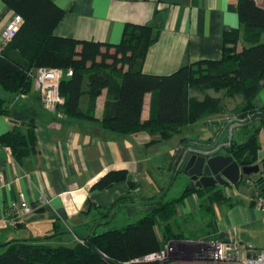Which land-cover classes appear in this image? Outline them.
Masks as SVG:
<instances>
[{"label": "crops", "instance_id": "crops-1", "mask_svg": "<svg viewBox=\"0 0 264 264\" xmlns=\"http://www.w3.org/2000/svg\"><path fill=\"white\" fill-rule=\"evenodd\" d=\"M53 1L63 10L54 29L59 36L117 44L128 24L154 26L156 37L145 53L142 71L156 75L170 74L196 61L220 59L223 32L241 26L237 0ZM12 14L0 0V31ZM37 96L33 91L17 101L13 97L11 102L13 117L20 116L21 104L35 114L36 153L17 161L0 144V243L41 237L52 245H72L78 234L133 222L147 211L145 199L161 196L170 200L168 193L176 180L184 188L189 185L180 170L175 176L169 170L181 138L188 140V148L208 145L221 134L226 141L239 134L238 130L234 134L231 130L216 133L217 127L206 123L187 127L169 139L147 131L118 135L100 126L105 89L96 99L94 121L69 120L58 110L46 111ZM153 98L154 93L145 94L142 119L154 114ZM86 101L85 96L81 98V108ZM13 121L0 117V135L12 128ZM260 149L258 158L264 156ZM115 170H125L126 180L107 189L92 188ZM229 188V200L214 205L216 230L209 235L199 233L205 221L198 210V197L192 194L178 203L177 218L184 221H174V229L193 233L175 240L215 237L264 250V212L251 200L256 186L244 181ZM22 199L31 207L30 212L6 214L12 202ZM111 205L112 211L102 214ZM118 214L123 217L114 225ZM162 264L179 261L170 258Z\"/></svg>", "mask_w": 264, "mask_h": 264}, {"label": "trees", "instance_id": "trees-1", "mask_svg": "<svg viewBox=\"0 0 264 264\" xmlns=\"http://www.w3.org/2000/svg\"><path fill=\"white\" fill-rule=\"evenodd\" d=\"M1 2L22 19L15 36L0 53V91L9 94L6 98L0 92V117L14 120L12 128L0 135V144L15 160L21 161L37 151L32 108L27 112L21 104L20 116L15 118L11 102L18 94L27 96L34 91L31 71L39 67L72 70V75L60 80L59 93L63 100L54 110L69 120H96V99L105 89L107 98L100 126L118 135L147 131L160 139H169L191 124L217 118L225 112L222 97L240 96L241 103L232 109L230 117L235 122L238 120L241 130L251 118L257 119L259 125L242 141L230 139L226 147L239 165H251L257 160L261 148L258 132L264 127V104L255 103L264 88V0H237L241 26L223 32L220 59L186 64L167 75L142 71L145 53L156 37V29L150 24L126 25L117 44L78 40L54 34L63 10L53 0ZM204 89L222 91V96L206 94L199 98L193 94ZM149 92L154 93V114L142 119L144 96ZM83 96L87 100L85 108L80 107ZM37 98L44 108L39 95ZM226 122L214 124L218 131L226 132L232 125L231 121ZM221 139L222 134L208 145L218 144ZM187 141L181 138L169 165L174 176L179 172V159ZM191 147L199 148V145ZM124 180L125 170L109 171L92 188L107 189ZM229 186L193 189L186 186L170 200L161 196L147 198L148 209L137 220L99 232L78 234L81 241L72 245H52L41 237L9 239L0 243L3 248L0 264H135L134 260L160 250L167 241L182 237V231H176L173 222L177 219L176 205L189 195L198 197V210L205 221L199 233L215 232L213 208L229 200L224 190ZM113 208L111 205L101 212L106 214Z\"/></svg>", "mask_w": 264, "mask_h": 264}, {"label": "built area", "instance_id": "built-area-1", "mask_svg": "<svg viewBox=\"0 0 264 264\" xmlns=\"http://www.w3.org/2000/svg\"><path fill=\"white\" fill-rule=\"evenodd\" d=\"M21 24V17L12 14L0 31V53L15 36ZM65 75H72V70L63 71L57 68L39 67L31 71L33 89L40 96L45 110L54 111L56 104L62 102L59 83ZM24 97V94H18L14 100ZM223 146L218 143L204 152L214 154ZM251 200L264 212V193L255 190L251 195ZM30 211L31 207L22 199L19 202H12L7 207L6 214ZM76 241L81 240L76 238ZM170 258L176 259L179 264H264V250L252 246L243 247L235 240L222 241L215 237L195 241L169 240L160 250L146 254L133 262L135 264H162Z\"/></svg>", "mask_w": 264, "mask_h": 264}, {"label": "water", "instance_id": "water-1", "mask_svg": "<svg viewBox=\"0 0 264 264\" xmlns=\"http://www.w3.org/2000/svg\"><path fill=\"white\" fill-rule=\"evenodd\" d=\"M206 147L209 145L188 147L181 153L179 170L188 178L191 189L236 185L241 180H251L264 193V162L261 168L258 164L239 165L229 148H225L224 153L207 154Z\"/></svg>", "mask_w": 264, "mask_h": 264}, {"label": "rangeland", "instance_id": "rangeland-1", "mask_svg": "<svg viewBox=\"0 0 264 264\" xmlns=\"http://www.w3.org/2000/svg\"><path fill=\"white\" fill-rule=\"evenodd\" d=\"M2 94H4V96L6 97V98H9V94H7V93H3V91H0ZM193 94H195V95H197L199 98H202V97H204V95H206V94H208V95H211V96H219V97H221L222 96V91H215V90H213V89H204V90H199V91H196V92H193ZM84 97V96H83ZM241 97L240 96H234V97H232V98H229V97H222V101H223V103H224V106H225V112H223V113H221V115H218L217 116V118H213V117H211V118H213V119H211V118H206V119H202V120H200V123L198 124V122H196V123H194V124H191L190 126H188V128L189 127H191V126H197V128L200 126V125H202V124H206V123H210L211 125H215L214 124V122H216V123H219V124H221L222 122H224V121H227V122H230V123H232V125L229 127V130L227 131V132H230V130H231V133H236L235 131H237L238 130V132H239V134L236 136L237 138H235L234 140L235 141H242L245 137H246V135H247V133H251V132H253V130L255 129V128H257L258 127V125H259V122H258V120L256 119V120H252V118H251V121L249 122V124H248V126L245 128V126H244V130L242 129V130H240V128H238V124L240 125V123L238 122V120L236 119V122H235V118H231L230 116H233V115H231V111H232V109H234L235 107H237V106H239V104L241 103ZM255 103L257 104V105H261L262 103H264V88H262L260 91H259V93H258V95H257V97L255 98ZM231 118V119H230ZM226 122V123H227ZM247 125V124H246ZM242 127V126H241ZM216 133H218L219 131H218V129L215 131ZM246 132V133H245ZM215 133V134H216ZM230 134V133H229ZM225 139V138H224ZM224 139H221V142L220 143H222L224 146H227L228 145V141L229 140H227L226 141V139L224 140ZM258 141H259V143H260V145H261V149H260V152H261V154H264V127L262 126L261 128H260V130H259V132H258ZM189 186V185H188ZM224 188V187H223ZM184 189V186L183 185H181L180 183H179V181L178 180H176L175 182H174V184H173V186H172V188L170 189V191H169V193H168V197H167V199H172V198H174V197H177L178 195H179V193L182 191ZM224 190H225V193L227 194V195H229V193H230V188L229 187H227V188H224ZM231 194V193H230ZM123 216H122V214L120 215V214H118L117 215V218H116V220L114 221L115 223H114V225H118L117 223H119V220H120V218H122ZM195 217V216H194ZM177 220V222L179 223H183V219H182V217H179V218H177L176 219ZM119 225H121V224H119ZM123 225V224H122ZM111 228V227H113V225L112 226H107V228ZM118 227H120V226H118ZM176 231H179L178 229H176ZM189 233H193V232H189V230L188 231H184V230H182V234L185 236V237H187V236H189ZM3 250V248H1L0 247V251H2Z\"/></svg>", "mask_w": 264, "mask_h": 264}, {"label": "flooded vegetation", "instance_id": "flooded-vegetation-1", "mask_svg": "<svg viewBox=\"0 0 264 264\" xmlns=\"http://www.w3.org/2000/svg\"><path fill=\"white\" fill-rule=\"evenodd\" d=\"M222 144V143H221ZM212 147H214V145L213 146H209V147H206V148H208V149H211ZM226 146H223L222 148H221V150H219L217 153H224V148H225ZM227 148V147H226ZM264 162V156H262V157H260V158H257V160L253 163V164H251V165H254V164H258L259 165V167L261 168L262 167V163ZM246 182L248 181H250L251 182V180H245Z\"/></svg>", "mask_w": 264, "mask_h": 264}]
</instances>
